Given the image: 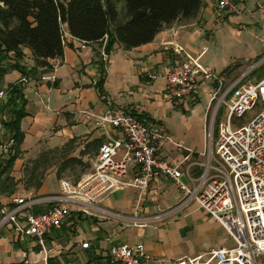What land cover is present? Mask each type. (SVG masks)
<instances>
[{
  "label": "crops",
  "instance_id": "1",
  "mask_svg": "<svg viewBox=\"0 0 264 264\" xmlns=\"http://www.w3.org/2000/svg\"><path fill=\"white\" fill-rule=\"evenodd\" d=\"M263 34L264 13L256 2H247L242 14H232L221 13L210 0H202L196 16L165 26L151 42L132 49L116 42L105 55L102 41L68 35L63 57L49 60L50 65L44 67L36 65L30 48H23L22 58L14 52H0V88L9 91L20 85L27 111L21 121V152L0 176V219L2 208L17 206L16 198L27 201L58 194L62 178L76 183L94 170L101 143L108 134L121 135L85 117V111L103 113L106 99L150 120L173 141L188 147L192 161H205L217 81L200 74L198 91L177 101L165 96L166 74L178 60H190L214 70L229 86L246 73L245 67L264 56ZM6 102V96L0 97L3 119L9 114L8 107L2 111ZM0 140L1 161L10 143V132L3 124ZM185 154L172 141L157 144V155L166 163H179ZM190 172L198 176L202 167L194 164ZM137 174L138 167L131 166L130 177ZM183 179L187 180L186 175ZM182 197L172 179L161 177L151 180L144 191L121 187L98 203L119 217L88 215L74 208L63 227L48 234L49 263L111 264L107 260L110 248L125 243L145 245L151 257L140 264H172L185 255L234 246L225 228L195 201L166 217L154 218ZM49 205L39 203L33 210ZM42 257L36 239L24 236L12 222L0 226L1 263L22 264L30 259L32 264H44Z\"/></svg>",
  "mask_w": 264,
  "mask_h": 264
},
{
  "label": "built area",
  "instance_id": "2",
  "mask_svg": "<svg viewBox=\"0 0 264 264\" xmlns=\"http://www.w3.org/2000/svg\"><path fill=\"white\" fill-rule=\"evenodd\" d=\"M210 1L219 12L232 14H242L246 10V3L254 1L264 13V0ZM102 42L106 55L107 35ZM262 43L264 45V34ZM261 65H264V56L229 86H225L220 74L190 60H178L166 74L165 96L177 101L190 98L198 91V75L217 81V89L212 96L217 99V104L210 123L206 160L203 162L192 161L193 152L188 147L173 141L170 135L155 127L150 120L116 106L111 99H106L103 113L85 111V117L95 125L107 130L114 128L121 135L108 134L99 147L94 170L78 182L62 178L58 194L27 201L16 198L17 206L2 208L0 226L12 222L24 236L36 239L43 255L42 261L50 264L52 249L48 246V234L61 229L74 208L88 215L99 213L119 217L98 203L118 188L133 186L144 191L151 180L168 177L182 190L183 197L176 206L154 218L166 217L195 201L234 240L232 247L211 249L196 256L185 255L172 264H264V104L248 122L240 125L233 123L234 117H242L254 109L259 100L264 103V76L254 82H245L246 77ZM7 93L0 88L1 98ZM222 108L226 109L225 120L220 123L216 135L215 120ZM165 139L186 150L182 161L166 163L158 157L157 144ZM9 144L5 147L7 151ZM194 164L202 167L198 176L190 172ZM131 166L138 167V174L134 177H130ZM183 166H186V170ZM184 175L187 180L183 179ZM45 202L50 205L41 211L33 210L34 205ZM22 212H26L25 219L20 218ZM83 246L88 247L89 243ZM150 257L143 243H125L113 245L107 260L111 264H140L142 259ZM22 264H32V261L28 259Z\"/></svg>",
  "mask_w": 264,
  "mask_h": 264
},
{
  "label": "trees",
  "instance_id": "3",
  "mask_svg": "<svg viewBox=\"0 0 264 264\" xmlns=\"http://www.w3.org/2000/svg\"><path fill=\"white\" fill-rule=\"evenodd\" d=\"M201 5L202 0H0V52L22 58L23 48H30L36 65L44 67L63 57L68 35L87 42L102 41L107 35V52L116 42L132 49L151 42L165 26L196 16ZM258 70L251 75L261 79L264 70ZM6 98L2 111L8 107L9 114L0 118V124L9 130L11 143L0 161V176L21 152V121L27 115L20 85H14Z\"/></svg>",
  "mask_w": 264,
  "mask_h": 264
},
{
  "label": "rangeland",
  "instance_id": "4",
  "mask_svg": "<svg viewBox=\"0 0 264 264\" xmlns=\"http://www.w3.org/2000/svg\"><path fill=\"white\" fill-rule=\"evenodd\" d=\"M257 61L258 60H256L254 63H252V64L248 65L247 67H245L244 70L246 68H248L247 71L250 70L251 67H253V65ZM263 70H264V65L259 66L258 73H261ZM245 80H246V82H248V81L254 82V81H257L259 79H258L257 75H255V74H252V75L249 74L246 77ZM216 104H217V99H213V104H212V107H211V110H210V113H211L212 116H213V114L215 112ZM263 104L264 103L261 100H259L258 103H257V105H256V107L254 109L246 112L242 117H234V124L235 125H238V124H241V123H246L249 120H251L261 110V108L263 107ZM225 113H226V109L225 108H222L221 110H219V112H218V114L216 116V120H215L216 121L215 122V127H217L216 126L217 124L220 127V123L225 120V115H224ZM218 131H219V128H218ZM216 135H217V133H216Z\"/></svg>",
  "mask_w": 264,
  "mask_h": 264
}]
</instances>
